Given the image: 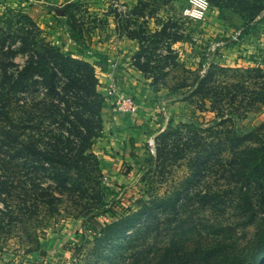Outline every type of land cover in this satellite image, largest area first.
Returning a JSON list of instances; mask_svg holds the SVG:
<instances>
[{
  "label": "rangeland",
  "instance_id": "rangeland-1",
  "mask_svg": "<svg viewBox=\"0 0 264 264\" xmlns=\"http://www.w3.org/2000/svg\"><path fill=\"white\" fill-rule=\"evenodd\" d=\"M208 2L206 16L198 21L184 16L189 0H135L132 5L121 0H21V5L9 6L0 13V40L7 52L18 53L20 39L17 35H23L18 33L22 26L33 34L36 26L40 30L38 38L52 44L54 36H63L65 30L68 35L72 32L79 37L84 55L99 59L98 64L104 63L105 70L112 71L115 79L111 85L120 88L118 74L114 72L123 74L121 69L129 71L128 67L135 66L140 72V76L135 77L138 87L136 92H128V96L147 105V109L136 110L132 115L141 130L127 137L123 148L125 158L120 166L123 177L101 169V160L93 152L98 138L92 143L91 150L100 163L95 176L103 191L99 197L90 193L93 200H85L78 206V212L85 211L88 201L95 204L93 212L76 215L78 212L71 203L74 200L65 201L60 214L54 215L38 231L39 237L28 236L31 233L28 224L27 229L21 226L12 232L9 246L0 252V264H128L122 262V258L128 255L129 238L139 239L144 230L137 228L157 223V220L167 232L177 227L180 219H188L192 237L196 239L201 233L204 242L212 237L211 226L216 224L217 215L212 211L211 194L214 188L225 186L227 182L217 179L212 174L213 168H205L208 153L196 159L198 155L182 151L183 145L178 142L179 137L191 136L190 144L195 136L189 126L202 124L209 130V121L214 120L216 114L215 110L201 112L193 103L182 99L193 87L177 88L185 77H190L188 81L192 83L194 74L212 75L228 88L250 77L246 91L237 88L227 93L237 98L231 104L233 109H243L234 116V125L243 137L264 130V103L252 102L259 98V68L264 71V0ZM129 35L143 37L142 47L138 39H131ZM119 38L135 40V48L124 44L121 47ZM72 40L77 48L76 40ZM55 46L64 54L72 55L68 43ZM77 57L73 56L86 61ZM26 58L22 53L3 56L0 52L1 60L13 61L15 65H22ZM92 65L100 85L98 90L105 101L104 114L108 102L106 89L100 84L96 65ZM97 66L103 68V65ZM247 69L258 71L248 72ZM225 96L221 105L229 109L228 102L224 103L228 101ZM20 99L19 104L24 105L31 97L20 96ZM222 113L230 116L227 110ZM204 117L206 120L202 119ZM206 133L204 136L210 135ZM258 139L259 136L246 139L242 145L259 147ZM204 142L209 143L207 150L214 148L221 157H227L231 143L226 139L213 141L210 138ZM176 194H180V200L174 211L172 203ZM146 206L149 207L146 214L131 223V228L122 224L120 236L109 240L101 233V226L93 228L96 221L102 225L121 223ZM223 210L221 207L219 218L223 226L231 229L224 233L232 244V262L264 264V223L255 219L249 225L239 214L232 217L233 211L228 208V214L221 216ZM36 246L37 251L25 252L27 247Z\"/></svg>",
  "mask_w": 264,
  "mask_h": 264
},
{
  "label": "trees",
  "instance_id": "trees-1",
  "mask_svg": "<svg viewBox=\"0 0 264 264\" xmlns=\"http://www.w3.org/2000/svg\"><path fill=\"white\" fill-rule=\"evenodd\" d=\"M33 29L34 34L31 30L25 31L23 26L18 30V33H23L17 35L20 39L18 53L7 52L0 40L3 56L19 53L27 56L22 65L0 59V252L9 246L12 232L21 226L27 229L28 224L31 230V233L27 232L28 236L35 235L37 238L45 223L60 214V207L65 201L73 199L74 211L78 212V206H82L85 200H93L90 193L99 197L103 191L95 176V172L100 170V163L91 150L92 143L103 130L105 103L98 90L100 85L95 67L64 54L45 39H39L40 30L36 26ZM70 37L76 40L78 54L84 55L79 37L72 32ZM128 37L138 39L142 47L143 37ZM101 70L105 71V67ZM194 75L192 83L188 81L190 77H185L177 90L193 87L182 99L193 103L201 112L215 110L216 117L209 121V130L202 124L189 126L195 138L189 144L191 136H182L178 143L183 145L182 151L198 155L196 159L212 150L207 154L209 161L204 159V166L206 169L213 168L212 174L227 182L225 186L214 188L211 194L212 211L217 215L216 224L211 226L214 232L204 242L201 233L196 239L192 237L188 219L176 221L177 227L173 230L168 227L167 232L161 227V221L151 222L148 226L137 228L138 231L144 230L140 240L129 238L128 255L122 258L124 263L234 264L232 244L224 233L231 229L220 223V208L224 207L221 216L228 214V208L233 211L232 217L239 214L250 222L249 225L255 219L264 223V130H259L254 136H241L235 128L234 116L243 109H233L237 98L227 94L237 88L246 91L250 77L241 81L240 85L233 83L228 88L212 75ZM20 96L31 99L20 105ZM224 96L228 99L224 103L228 102L229 109L221 105ZM258 97L252 102L264 103V71L260 68ZM226 110L230 115L228 117L222 113ZM218 118L221 121H217ZM202 119L206 120L205 117ZM206 132L210 135L204 136ZM255 136H259V147L242 145V141ZM210 138L213 141L226 139L231 143L227 157H221V153L214 148L207 150L209 143L204 140ZM183 139H186L185 143ZM179 200L180 194H176L172 203L174 211H177ZM181 206L183 208V204ZM94 209L95 204L88 201L85 211L76 215L83 216ZM148 209L144 207L121 223L102 225L96 221L93 228L101 226V233L110 240L120 236L122 224L131 228V223L146 214ZM216 211L219 213L216 214ZM38 249L37 246L27 247L25 252Z\"/></svg>",
  "mask_w": 264,
  "mask_h": 264
},
{
  "label": "crops",
  "instance_id": "crops-1",
  "mask_svg": "<svg viewBox=\"0 0 264 264\" xmlns=\"http://www.w3.org/2000/svg\"><path fill=\"white\" fill-rule=\"evenodd\" d=\"M122 2H127L128 4L132 5L135 3V0H121ZM17 4H22L21 0H0V13L3 12L5 9L17 6ZM56 26V25H55ZM61 27H65L64 25H60ZM64 30V29H63ZM63 36L58 37L59 35L53 37V43L58 46H62L65 42L68 43V49L73 56L77 55V58H83L88 62L96 65L98 77L100 80V84H102V88H107L114 82V77L112 76V71L108 70V72L102 71L100 65L104 67V63L98 64L99 59L93 58V56L83 55L80 56L77 54V48L73 40L71 39L70 35H68L67 31L63 32ZM63 43V44H62ZM118 43L122 47V44L126 46H131V48H135L136 41L135 40H125V38H119ZM107 66H105L106 68ZM135 66L128 67V70L121 69L123 74L118 73L119 71L114 72L118 74L117 76V84L120 88H117L123 91L126 95L128 92H136L137 84L135 83V77L140 76V72ZM125 72V74H124ZM104 89V90H105ZM103 90V93H104ZM138 95V94H137ZM139 97V95H138ZM135 100V99H133ZM139 100V99H138ZM136 102V110L143 111V109H147V105L143 101ZM107 104L104 108L103 114V133L100 136L95 145L93 146V152L99 157L101 160V169L110 171V174L118 173L119 176L123 177L122 169L120 168L122 164V159L125 158L124 153L125 150L123 148L126 147L127 137L137 135L138 132L141 130L135 119L130 115H125L122 113L119 108L113 104L111 101L107 100ZM136 111V112H137ZM137 116V115H136ZM127 152V151H126ZM119 166V167H118ZM118 167V168H117Z\"/></svg>",
  "mask_w": 264,
  "mask_h": 264
},
{
  "label": "built area",
  "instance_id": "built-area-1",
  "mask_svg": "<svg viewBox=\"0 0 264 264\" xmlns=\"http://www.w3.org/2000/svg\"><path fill=\"white\" fill-rule=\"evenodd\" d=\"M123 8L125 9L126 6H123ZM208 9V0H189V6L183 12L184 16L187 18L198 21L206 16ZM105 94L107 96V100L115 104L122 113L130 116L135 114L136 102L133 100V97H130L123 91L118 90L114 85L107 87Z\"/></svg>",
  "mask_w": 264,
  "mask_h": 264
}]
</instances>
